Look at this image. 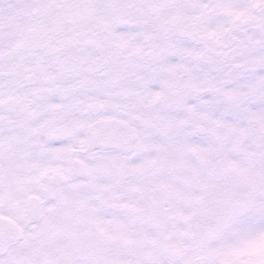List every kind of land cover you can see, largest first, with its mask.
Instances as JSON below:
<instances>
[{"label":"snow or ice","instance_id":"snow-or-ice-1","mask_svg":"<svg viewBox=\"0 0 264 264\" xmlns=\"http://www.w3.org/2000/svg\"><path fill=\"white\" fill-rule=\"evenodd\" d=\"M0 264H264V0H0Z\"/></svg>","mask_w":264,"mask_h":264}]
</instances>
